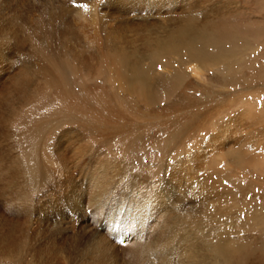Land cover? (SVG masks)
<instances>
[{"label": "rangeland", "instance_id": "obj_1", "mask_svg": "<svg viewBox=\"0 0 264 264\" xmlns=\"http://www.w3.org/2000/svg\"><path fill=\"white\" fill-rule=\"evenodd\" d=\"M203 1L205 6L196 9L205 15L215 12V8L224 3L225 12L232 13L218 16L217 22L221 24L217 27L221 26L223 33L229 30L238 34L234 41L237 46H244L247 42L250 47L242 54L243 58L234 66L235 69L227 72L221 65L205 70L199 66L201 69H197L198 74H192L181 64L184 56L174 59L178 63L173 65V69L156 70L172 79L176 73H182L179 78L157 88L156 103L151 104L118 90L115 84L104 80L103 76L97 74L96 61H91L94 65L92 69L71 75L66 81L58 79V85L47 88L30 108L20 110L11 119L12 132L0 134V148L2 147L5 155H20L25 162L24 134L32 138L41 137L44 132L55 136L62 129L76 127L82 133V141L69 133L60 138L61 146L66 148L64 153L70 156V161L74 148L82 144V149L86 150L85 155L93 153V157L97 158L99 151V155L104 158L113 156L121 159L134 172L139 169L144 175L156 178L158 174V177L163 175L158 181L164 182L158 185H162L160 188L167 189V182L179 175L180 185H175L170 191L181 194L185 209L191 211V214L199 216L198 213L207 204L213 206V209L229 211V214L224 215L223 221L226 224L223 229L231 234L237 249L230 256L231 264H264V0ZM106 2L107 0H0L1 114L7 113L4 108L7 106L5 94L1 90L9 78L21 68L34 71L40 67L37 56L32 55V41L39 39L49 41L53 46L58 45L59 33L52 30V27H58L59 31L62 27L75 31L80 35L82 45L87 48L96 47L94 42L103 43L104 37L108 38V45L112 47L111 41L116 36L118 23L137 22L141 25L135 29H144V35L137 41L139 56L143 51V41L152 38L150 36L156 25H166L168 18L173 24L172 19L185 14L184 11L176 16L163 9L158 12L145 4L138 6L133 3L134 0H126L127 7L118 17L113 14L116 8H109L111 5ZM94 3L95 10L104 17L100 24L91 28L84 21L75 26L65 23L73 15L67 10L81 9L87 12L91 6L93 8ZM209 8L212 10H208ZM202 13L197 15L200 19ZM208 16L212 19L216 15L214 13ZM48 26L52 34L48 33ZM127 32H121L120 37L136 38L135 32L129 29ZM221 34L218 30V35ZM217 39L222 43L229 41L225 44L226 49L232 47L230 37L219 36ZM70 46L78 48L73 43ZM138 56L131 57V61L138 60ZM33 77L34 75L32 79H35ZM64 117L72 118L73 121L60 123L59 120ZM52 120L58 121L55 129L50 128L49 133L46 128L43 131V127ZM190 158L192 162H188ZM87 159V156L83 157L82 166L88 165ZM76 174L75 171L73 176ZM77 185L85 190L84 183L79 182ZM168 187H171V183ZM124 189L120 185L115 194ZM56 195L50 194L49 199ZM64 199L66 201L60 202V208H65L63 215L54 218L48 214V222H59L58 226L67 228L68 234L75 237L80 222L76 221L77 217L73 213H68L66 203L70 201ZM108 211L109 215L114 212L113 209ZM86 212L90 214L89 209ZM104 212L107 213V210ZM101 224L103 225L99 223L96 228L100 229ZM38 235L30 242L35 245V249L25 248L21 251L20 264H80L81 253L74 244L48 254L41 250L51 244L49 238ZM113 237L111 235L110 239L113 240ZM44 245L46 246L43 247ZM110 250L109 256L105 258L107 264H140L143 258L146 259L142 251L124 256L117 249ZM171 254V264H179V257L182 256L174 248H171ZM203 261L204 264L214 263L208 250ZM1 262L6 264L4 260Z\"/></svg>", "mask_w": 264, "mask_h": 264}, {"label": "bare ground", "instance_id": "obj_2", "mask_svg": "<svg viewBox=\"0 0 264 264\" xmlns=\"http://www.w3.org/2000/svg\"><path fill=\"white\" fill-rule=\"evenodd\" d=\"M106 3L111 5L109 8H116L113 14L118 17L127 7L126 0H107ZM133 3L138 6L145 4L158 12L161 9L171 11L170 14L176 16H180L184 11L185 14L172 19L173 24L170 18L164 26L157 27L154 23L156 28L151 33L152 38L143 41V51L139 56L137 41L144 35V29L135 27L141 25L140 23L122 19L125 22L118 23L116 36H113L111 41L112 47L108 45V38L104 37L103 43L94 42L96 47L92 48L83 46L80 35L75 31L65 27L59 31L57 26L52 27V30L59 33L58 45L53 46L49 41L34 39L31 45L32 55L37 56L40 67L34 71L19 69L16 74L10 76L8 83L1 90L5 94L7 106L4 108L8 115L0 113V134L11 133V119L20 110L30 108L47 88L58 85V79L66 81L71 75L92 69L94 65L91 61L97 63V74L103 76L107 82L115 84L118 90L152 104L157 100L156 89L170 80L179 78L182 73H176L172 79L159 74L157 68L173 69V65L178 63L174 59L178 60L184 56V60L180 59L181 64L192 74H198L197 69L200 67L205 70L219 65L228 72L235 69V65L243 58L242 54L250 49L247 42L244 46L234 44L238 34L229 30L223 33L221 26L217 27L221 24L217 22L218 16L232 13L225 12L224 3H220L215 12L211 11L207 15L196 9L205 6L203 0H134ZM95 6L94 3L93 8L91 6L87 12L81 9L67 10L73 15L64 22L75 26L84 21L89 27H95L104 19L101 12L95 10ZM200 13L201 19L198 17ZM214 13L217 19L208 16ZM109 14L112 13L109 11ZM49 26L48 31L51 30ZM127 29L135 32L133 34L136 38L120 37L121 32L128 33ZM218 30L221 35H218ZM48 33L52 34L51 31ZM219 36L230 37L232 47L226 49L225 44L229 41L222 43L217 39ZM71 43L78 48L70 46ZM134 56H138V60L132 62L131 57ZM32 75L35 79H32ZM71 119L64 117L59 122L73 121ZM57 123L55 120L50 121L43 127V131L46 128L49 133L50 128L55 129ZM22 133L20 131V134ZM66 133L75 136L79 141L84 139L76 127L62 129L55 136L44 132L41 137L32 138L22 134L26 137L25 162L20 155H5L2 147L0 148V264L2 260L6 264H20L21 251L25 248L35 249V245L30 242L38 237V234L49 238L51 244L41 250L48 254L74 244L81 253L80 264H107L105 258L109 256L111 248L123 252L124 256L144 252L146 259L143 258L140 264H171V248L182 256L179 257V264H204L206 250L214 259L213 264H231L230 256L235 254L237 249L231 234L223 229L226 224L223 221L224 215L229 214V211L213 209V206L207 204L198 213L199 216L193 215L185 209L181 194L170 191L175 185H180L179 175L172 177L170 173L172 178L167 185L171 183V187L166 185L167 189L160 188L162 185H158L164 182L158 181L163 175L158 177V174L157 178H153L144 175L139 169L134 172L121 159L113 156L104 158L99 155V151L97 158L93 157V153L85 155L86 150L82 149V144L74 148L73 155L71 154L72 162L69 160L70 156L64 153L65 146H61L60 142V138H64ZM84 156L89 158L88 165L82 166ZM190 161L191 158L188 162ZM75 171L77 174L73 176ZM79 182L85 184V190L78 188ZM120 185L125 189L115 194ZM54 193L57 195L49 199L50 194ZM59 196L61 198H58ZM64 198L70 201L66 203L68 213H73L77 217L76 221L80 222L75 237L68 234L67 228L58 226L59 222H48V214L54 218L63 215L65 208H60V202L64 201ZM44 204L46 205L43 206ZM87 209L90 214H87ZM109 209H113L115 213L109 215ZM104 210H107V213ZM99 223H103L100 229L96 228ZM111 235L114 236L113 240L110 239ZM119 236L122 238L121 243L116 241Z\"/></svg>", "mask_w": 264, "mask_h": 264}]
</instances>
